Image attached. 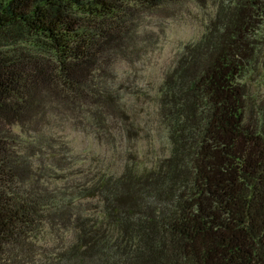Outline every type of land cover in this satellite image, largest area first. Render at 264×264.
<instances>
[{"label": "trees", "instance_id": "1", "mask_svg": "<svg viewBox=\"0 0 264 264\" xmlns=\"http://www.w3.org/2000/svg\"><path fill=\"white\" fill-rule=\"evenodd\" d=\"M185 1L206 20L154 93L167 154L77 161L58 121L134 146L139 92L108 67L130 4ZM263 22L264 0H0V32L30 37L0 48V264H264V96L248 107L241 81Z\"/></svg>", "mask_w": 264, "mask_h": 264}, {"label": "rangeland", "instance_id": "2", "mask_svg": "<svg viewBox=\"0 0 264 264\" xmlns=\"http://www.w3.org/2000/svg\"><path fill=\"white\" fill-rule=\"evenodd\" d=\"M130 6L133 21L130 30L135 34L133 43L128 45L126 52L113 54L108 67L116 80H121V97L132 102L137 96L134 92H139L133 117L138 129L134 146L131 140L124 142L118 136H92L89 128L71 119L58 121L53 126L54 130L71 140L73 151L78 152L77 161L95 164L101 170L115 169L125 158L130 159L123 152L129 147L136 153L138 167L147 166L157 157L167 154L168 142L163 125L158 122L154 93L181 47L200 36L206 20V11L190 1L166 8L140 4ZM20 35L16 43L12 37L0 32V48H19L30 40L29 36ZM256 37L260 51L252 69H247L241 80L247 90L248 107L264 96V22ZM41 243L50 244V249L54 247L50 234L44 236Z\"/></svg>", "mask_w": 264, "mask_h": 264}]
</instances>
